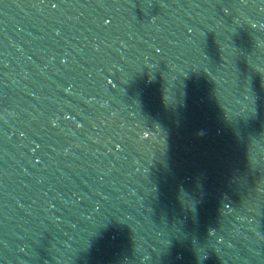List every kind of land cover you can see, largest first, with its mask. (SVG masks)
<instances>
[{
  "label": "water",
  "instance_id": "95a60500",
  "mask_svg": "<svg viewBox=\"0 0 264 264\" xmlns=\"http://www.w3.org/2000/svg\"><path fill=\"white\" fill-rule=\"evenodd\" d=\"M0 264H264V0H0Z\"/></svg>",
  "mask_w": 264,
  "mask_h": 264
}]
</instances>
